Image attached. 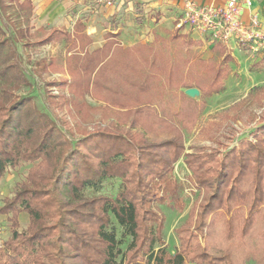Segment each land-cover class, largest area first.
<instances>
[{
	"label": "trees",
	"instance_id": "16d2710c",
	"mask_svg": "<svg viewBox=\"0 0 264 264\" xmlns=\"http://www.w3.org/2000/svg\"><path fill=\"white\" fill-rule=\"evenodd\" d=\"M10 7L31 15L29 0H0L2 10ZM52 38L70 40L84 51L90 43L81 23L73 32L51 29L37 44ZM195 44L177 29L167 37L156 35L152 42L123 47L109 32L101 47L85 53L86 82L104 91L124 84L131 98L117 106L190 130L204 102L174 91L192 86L173 88L171 80L176 73L183 75ZM8 46L1 36L0 57ZM213 49L228 56L218 43ZM5 68L28 84L14 63L2 66L1 60L0 79H7ZM249 70L264 71V51ZM219 74L220 67L215 78ZM212 86L197 88L202 96L223 90ZM5 87L0 89V180L21 162L31 166L25 181L0 206V215L11 214L10 236L0 241V264H234L229 253L208 249L210 222L221 221L225 238L234 242L264 220V122L224 150L191 144L186 152L178 137L154 143L106 130L71 141L31 97L13 96ZM180 157L191 172V184L205 196L193 218L175 230L179 246L171 253L162 238L165 219L153 204L168 197L178 202L173 169ZM105 178L120 181L113 197L86 195L88 189L98 191ZM21 212L29 217L24 230L18 229Z\"/></svg>",
	"mask_w": 264,
	"mask_h": 264
},
{
	"label": "rangeland",
	"instance_id": "374dc122",
	"mask_svg": "<svg viewBox=\"0 0 264 264\" xmlns=\"http://www.w3.org/2000/svg\"><path fill=\"white\" fill-rule=\"evenodd\" d=\"M183 27H187L185 23L167 36ZM0 29V37H5L9 45L1 52L2 66L14 63L28 83L21 84L12 77V69L5 68L6 77L8 79L10 76L11 80L0 79V89L4 85L13 96L31 97L32 104L49 115L61 133L71 141L98 130H106L154 143L178 137L182 139L186 152H189L191 144L224 150L235 144L238 138L246 136L251 128L264 122V71H250V65L244 61L239 64L229 53L232 49L224 47L226 57L217 50L209 55L202 45L197 47L195 44L191 47L192 58L182 67L183 75L174 74L171 80L173 88L181 84L192 86L174 91H183L188 97L204 102L193 128L185 130L178 122L175 125L172 122L163 124L148 114L117 106L115 103L119 100L131 98V92L124 84L112 91L93 89L86 82L88 71L84 70L88 64L85 53L91 50L88 47L86 51L81 50L77 45L73 46L70 40L53 38L38 45V41L49 33V28L33 21L32 15L28 18L24 10L10 7L4 11L0 8ZM219 67V77L215 78V71ZM259 73V78H256ZM48 83H61V86H49ZM210 84L221 85L223 90L202 96L197 87L208 89ZM59 149L60 152L65 150ZM30 166V163L21 162L1 178L0 206L5 198L12 195L15 187L25 181ZM173 174L178 184V202L168 197L164 202L153 204V209L165 219L162 238L171 253L179 246L175 230L193 218L195 206L205 196L203 189L191 184V172L184 163V157L174 164ZM119 183L118 179L105 178L98 191L88 189L85 193L89 196L102 194L113 197ZM10 217L11 214L0 215L2 242L10 236ZM17 223L20 230L28 228V214L19 213ZM206 234V245L212 253H229L234 264H264L263 219H258L242 239L234 242L225 238L221 221L210 222Z\"/></svg>",
	"mask_w": 264,
	"mask_h": 264
},
{
	"label": "crops",
	"instance_id": "0c3cea01",
	"mask_svg": "<svg viewBox=\"0 0 264 264\" xmlns=\"http://www.w3.org/2000/svg\"><path fill=\"white\" fill-rule=\"evenodd\" d=\"M33 21L51 29L73 32L77 23L83 25V33L90 40L89 50L101 47L107 33H112L123 47L138 43H148L156 35L167 36L170 31L182 25L181 11L185 0H117L112 6H105L101 0H29ZM199 4L221 6L225 0H195ZM257 13L264 29V0H250L243 8L242 20L249 22L250 16ZM187 26V25H186ZM202 45L207 54L213 55V45L208 35L196 32L189 26L179 29ZM229 53L239 64L248 66L259 60L261 52L247 54L235 46ZM262 74V73H261ZM256 74V78H259Z\"/></svg>",
	"mask_w": 264,
	"mask_h": 264
},
{
	"label": "built area",
	"instance_id": "2783aa9c",
	"mask_svg": "<svg viewBox=\"0 0 264 264\" xmlns=\"http://www.w3.org/2000/svg\"><path fill=\"white\" fill-rule=\"evenodd\" d=\"M117 0H101L112 6ZM250 0H225L221 6L199 4L185 0L182 5V22L192 30L208 35L211 41L235 46L247 54L264 51V29L257 13L249 22L242 20V11Z\"/></svg>",
	"mask_w": 264,
	"mask_h": 264
},
{
	"label": "water",
	"instance_id": "95a60500",
	"mask_svg": "<svg viewBox=\"0 0 264 264\" xmlns=\"http://www.w3.org/2000/svg\"><path fill=\"white\" fill-rule=\"evenodd\" d=\"M188 91H191V92H196V90H195V89H189Z\"/></svg>",
	"mask_w": 264,
	"mask_h": 264
}]
</instances>
